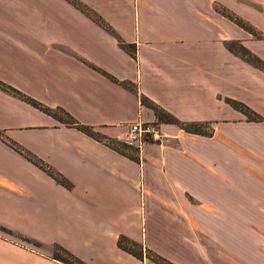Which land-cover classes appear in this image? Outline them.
<instances>
[{
  "label": "crops",
  "instance_id": "obj_1",
  "mask_svg": "<svg viewBox=\"0 0 264 264\" xmlns=\"http://www.w3.org/2000/svg\"><path fill=\"white\" fill-rule=\"evenodd\" d=\"M76 1L113 34L65 0H0V82L110 141L135 120L160 138L128 155L0 91L2 137L70 184L0 140V264H154L120 237L172 264H264V73L224 47L264 63V0Z\"/></svg>",
  "mask_w": 264,
  "mask_h": 264
},
{
  "label": "trees",
  "instance_id": "obj_2",
  "mask_svg": "<svg viewBox=\"0 0 264 264\" xmlns=\"http://www.w3.org/2000/svg\"><path fill=\"white\" fill-rule=\"evenodd\" d=\"M65 1L68 4H70L72 7H74L75 9L79 10L81 13L86 15L90 20H92L94 23H96L104 31H106L109 34H113L112 31L109 29V27L106 26V24H104V22L98 16H96L94 13H92L91 11L86 9L84 6H82L78 1H76V0H65ZM228 17H230V16H228ZM238 24L241 25L248 32L250 31V29L248 27L246 28L245 26H243L239 22H238ZM116 40H117V43H118V46L120 47V49H122L124 52L128 53V55L130 57L134 58V49L131 46H127L125 44H122L117 38H116ZM224 47L228 52L239 57L244 62L248 63L252 67H254V68H256V69H258L264 73V63L261 60H259L257 57L252 55L250 52H248L246 49H244L239 43L234 42V41L225 42ZM90 68L92 70L98 72L102 76L106 77L110 81L116 82L114 79H112L110 76L106 75L105 73L100 72L99 70H97L93 67H90ZM119 84L122 87L128 89L129 91L133 92V90H134L132 86H130L126 83H119ZM0 91H2L4 93L18 99V100L30 105L31 107L37 109L38 111L52 117L53 119H55L59 123H62L63 125H65L67 127L74 128L77 131H79L80 133L88 136L89 138L94 139L96 141L103 142L107 146L119 151L115 146L119 145L120 143L115 142V141H110V140L104 138L103 136L97 134L96 132H94L92 128L78 124L62 109H60V108H55V109L47 108V107L39 104L38 102L28 98L27 96L23 95L22 93L18 92L17 90H15V89L7 86V85L2 84L1 82H0ZM139 100L143 105H146L147 107H149L152 110V112L154 113L157 120L163 121V122H169V123H176L181 129H183L185 132H188V133H192V134H196V135H203V136L209 135L207 132L201 130V126H202L201 124H198V123H186V124L178 123L172 117L164 114L160 109H158L156 106H154L153 104L148 102L146 99L140 97ZM225 103L228 104L235 111L244 115L247 120H251V121H259L260 120L259 116L254 114L250 109H248L246 106H244L243 104H241L239 102L226 99ZM0 140L3 141L8 147H10L16 153H18L21 157H23L28 162L32 163L33 165L38 167L40 170H42L44 173H46L48 176H50L55 182H57L58 184H60L61 186H63L66 189L70 188V184L61 175H59L58 173H56L55 171L50 169L41 160L35 158L30 153L26 152L25 150H23L22 148H20L16 144H14L13 142L6 140L5 138L2 137L1 134H0ZM117 247L119 249L131 254L132 256L138 258V259H141L142 255L144 254L145 258L154 264H172L171 262L165 260L164 258H162V257H160V256H158V255H156V254H154L148 250H145L144 252H142V249L140 248V246H137L135 244L128 242L123 237L118 238ZM58 252H59V255H56V257H58L60 262H62L64 264H81L80 262H78L77 260L72 258L70 255H68L63 250L58 249Z\"/></svg>",
  "mask_w": 264,
  "mask_h": 264
},
{
  "label": "built area",
  "instance_id": "obj_3",
  "mask_svg": "<svg viewBox=\"0 0 264 264\" xmlns=\"http://www.w3.org/2000/svg\"><path fill=\"white\" fill-rule=\"evenodd\" d=\"M160 134L157 126L149 122L135 120L126 127L125 132L121 136V142L132 149L140 150L144 143L152 140H158Z\"/></svg>",
  "mask_w": 264,
  "mask_h": 264
},
{
  "label": "rangeland",
  "instance_id": "obj_4",
  "mask_svg": "<svg viewBox=\"0 0 264 264\" xmlns=\"http://www.w3.org/2000/svg\"><path fill=\"white\" fill-rule=\"evenodd\" d=\"M120 145H122V146H120ZM120 145L118 146V149H120V151H122L123 153L128 154V155H134L135 154V152L132 151V149H128L129 147L125 146L122 142L120 143ZM209 253H210V256L213 257L214 254H212L211 250L209 251Z\"/></svg>",
  "mask_w": 264,
  "mask_h": 264
}]
</instances>
